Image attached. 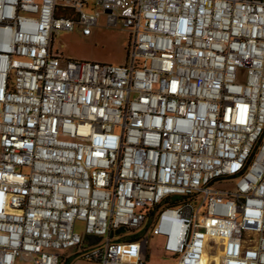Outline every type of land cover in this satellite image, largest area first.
Instances as JSON below:
<instances>
[{"label":"built area","instance_id":"2783aa9c","mask_svg":"<svg viewBox=\"0 0 264 264\" xmlns=\"http://www.w3.org/2000/svg\"><path fill=\"white\" fill-rule=\"evenodd\" d=\"M101 14L125 65L55 52ZM153 237L264 264V0H0V264H149Z\"/></svg>","mask_w":264,"mask_h":264},{"label":"rangeland","instance_id":"374dc122","mask_svg":"<svg viewBox=\"0 0 264 264\" xmlns=\"http://www.w3.org/2000/svg\"><path fill=\"white\" fill-rule=\"evenodd\" d=\"M92 10H88L91 12ZM100 13V10H98ZM130 31L122 27H113L108 23L107 16L101 14L98 25L93 29L92 34L85 37L79 29L74 32H61L56 37L55 52L65 59L82 62H96L112 66H122L127 63L128 50L131 41ZM80 234L84 233V224L77 226ZM142 231V230H141ZM140 231V232H141ZM161 241L153 237L150 247L149 264H176L165 259L160 250ZM17 264H31L18 261ZM73 264H90L79 260Z\"/></svg>","mask_w":264,"mask_h":264},{"label":"bare ground","instance_id":"6f19581e","mask_svg":"<svg viewBox=\"0 0 264 264\" xmlns=\"http://www.w3.org/2000/svg\"><path fill=\"white\" fill-rule=\"evenodd\" d=\"M212 252H215L216 254H217V256H209V257H211V258H209V259H211L210 261H212L213 263H215V264H219V258H220V252H219V250L218 249H215V251H214V248H213V251Z\"/></svg>","mask_w":264,"mask_h":264},{"label":"water","instance_id":"95a60500","mask_svg":"<svg viewBox=\"0 0 264 264\" xmlns=\"http://www.w3.org/2000/svg\"><path fill=\"white\" fill-rule=\"evenodd\" d=\"M89 239H90L91 242H93V243H94V242H97V240H98L96 237H93V236L89 237Z\"/></svg>","mask_w":264,"mask_h":264},{"label":"crops","instance_id":"0c3cea01","mask_svg":"<svg viewBox=\"0 0 264 264\" xmlns=\"http://www.w3.org/2000/svg\"><path fill=\"white\" fill-rule=\"evenodd\" d=\"M76 261H79L78 259L77 260H74V261H72L70 264H73L74 262H76Z\"/></svg>","mask_w":264,"mask_h":264}]
</instances>
